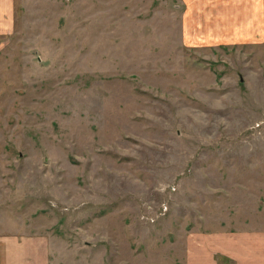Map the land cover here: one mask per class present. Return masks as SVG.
Returning a JSON list of instances; mask_svg holds the SVG:
<instances>
[{
	"label": "rangeland",
	"instance_id": "obj_1",
	"mask_svg": "<svg viewBox=\"0 0 264 264\" xmlns=\"http://www.w3.org/2000/svg\"><path fill=\"white\" fill-rule=\"evenodd\" d=\"M13 20L0 233L47 235L60 264L264 233V0H17Z\"/></svg>",
	"mask_w": 264,
	"mask_h": 264
},
{
	"label": "crops",
	"instance_id": "obj_2",
	"mask_svg": "<svg viewBox=\"0 0 264 264\" xmlns=\"http://www.w3.org/2000/svg\"><path fill=\"white\" fill-rule=\"evenodd\" d=\"M16 1L0 0V37L14 26ZM211 239L190 244L188 264H264V233L216 234ZM55 248L45 234L0 233V264H60ZM218 254L233 260L219 261Z\"/></svg>",
	"mask_w": 264,
	"mask_h": 264
}]
</instances>
